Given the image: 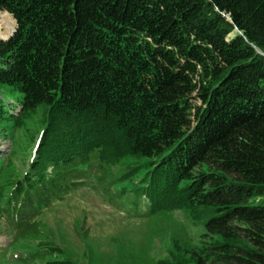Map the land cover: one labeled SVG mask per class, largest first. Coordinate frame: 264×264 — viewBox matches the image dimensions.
<instances>
[{"label":"trees","instance_id":"trees-1","mask_svg":"<svg viewBox=\"0 0 264 264\" xmlns=\"http://www.w3.org/2000/svg\"><path fill=\"white\" fill-rule=\"evenodd\" d=\"M0 10L15 21L0 40V91L18 93L9 105L0 94V132L44 110L23 133L26 168L0 156L8 243L32 238L58 254L35 238L34 216L86 170L128 156L140 160L129 172L143 169L148 214L185 209L200 222L191 264H264V0H0Z\"/></svg>","mask_w":264,"mask_h":264},{"label":"rangeland","instance_id":"rangeland-1","mask_svg":"<svg viewBox=\"0 0 264 264\" xmlns=\"http://www.w3.org/2000/svg\"><path fill=\"white\" fill-rule=\"evenodd\" d=\"M12 25L11 17L0 16L2 37ZM0 94L8 105L18 96L4 87ZM43 112L38 108L36 113H30L22 120V127L11 128L9 138L0 132V156L10 159L11 171L26 168L32 153L31 147L24 150L23 133L35 132ZM3 126L7 127V122L0 120V128ZM6 127L3 131L8 135ZM139 162L124 156L110 166L102 163L94 173L86 170L79 187L70 189L34 216L39 230L35 238L58 246V254L43 255L30 237V241L8 243L3 224L0 264H37L49 258H65L77 264H171L177 258L180 264H191L193 260L186 257L196 252L199 235L204 232L200 222L191 221L185 209L148 214L149 204L140 190L143 182L138 181L143 169L129 172L130 165ZM30 253L33 255L29 257Z\"/></svg>","mask_w":264,"mask_h":264},{"label":"water","instance_id":"water-1","mask_svg":"<svg viewBox=\"0 0 264 264\" xmlns=\"http://www.w3.org/2000/svg\"><path fill=\"white\" fill-rule=\"evenodd\" d=\"M11 18H12V15H11ZM226 19H228L227 17H226ZM12 20H13V29L12 30H10V32L5 36V37H2V36H0V40H2V41H5V40H7V38L12 34V32H13V30H15V21H14V19L12 18ZM229 20V19H228ZM235 29V28H234ZM240 33V32H239ZM254 48H255V46H254ZM255 52L256 53H258V54H260V52L257 50V48H255Z\"/></svg>","mask_w":264,"mask_h":264},{"label":"bare ground","instance_id":"bare-ground-1","mask_svg":"<svg viewBox=\"0 0 264 264\" xmlns=\"http://www.w3.org/2000/svg\"><path fill=\"white\" fill-rule=\"evenodd\" d=\"M13 26V25H12ZM11 26V30L13 29V27Z\"/></svg>","mask_w":264,"mask_h":264}]
</instances>
